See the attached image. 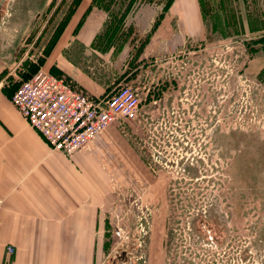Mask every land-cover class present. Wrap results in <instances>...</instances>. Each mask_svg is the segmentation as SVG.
<instances>
[{
	"label": "rangeland",
	"instance_id": "374dc122",
	"mask_svg": "<svg viewBox=\"0 0 264 264\" xmlns=\"http://www.w3.org/2000/svg\"><path fill=\"white\" fill-rule=\"evenodd\" d=\"M72 1L15 0L0 31L37 64ZM168 1L113 0L100 45L125 49L88 66L99 83L131 86L141 101L138 118L118 126L130 153L102 217L104 262L264 264V0H199L203 34L174 47L154 37L147 45L153 25L144 33L120 20V4L162 11Z\"/></svg>",
	"mask_w": 264,
	"mask_h": 264
},
{
	"label": "crops",
	"instance_id": "0c3cea01",
	"mask_svg": "<svg viewBox=\"0 0 264 264\" xmlns=\"http://www.w3.org/2000/svg\"><path fill=\"white\" fill-rule=\"evenodd\" d=\"M112 1L81 0L40 69L79 85L91 97L113 93L117 88L99 83L88 67L97 56L125 49L100 45L108 33L102 30ZM13 6L15 0H9L8 15ZM142 8L147 13L140 14ZM119 9L122 23L144 25V33L153 25L147 45L154 37L174 41V47L178 38L203 34L199 0H171L162 11L144 3L120 4ZM5 15L0 26L9 19ZM16 40L0 31V264H105L107 226L102 217L112 208L113 173L126 167L128 143L114 124L70 157L50 149L10 102L29 63L25 55L18 56ZM65 53L75 64L62 57Z\"/></svg>",
	"mask_w": 264,
	"mask_h": 264
},
{
	"label": "built area",
	"instance_id": "2783aa9c",
	"mask_svg": "<svg viewBox=\"0 0 264 264\" xmlns=\"http://www.w3.org/2000/svg\"><path fill=\"white\" fill-rule=\"evenodd\" d=\"M10 102L50 149L70 157L87 149L109 126L135 121L141 101L128 85L105 97H91L79 85L39 69L20 82Z\"/></svg>",
	"mask_w": 264,
	"mask_h": 264
},
{
	"label": "trees",
	"instance_id": "16d2710c",
	"mask_svg": "<svg viewBox=\"0 0 264 264\" xmlns=\"http://www.w3.org/2000/svg\"><path fill=\"white\" fill-rule=\"evenodd\" d=\"M80 1L81 0H73L72 1V6H73L72 7V10L69 11V14L66 17V19L63 21V23L60 25V27H57L56 31L54 32L53 39H52V44H51L50 48H48V51L46 52V54H49L50 51L52 50L53 46L55 45L56 41L58 40V38L60 37V35L64 31L66 25L68 24V21H69L70 17L73 15V13L76 10V8H77L78 4L80 3ZM170 1L171 0H169L164 5V7H163L162 10H165L166 9V7H167V5L169 4ZM42 65H43V61H40L37 64H34V63H26V66L24 65L25 66V70H24V72L21 73V81H24V80H27L28 78H30L33 74H35L40 69V67H42ZM49 73H51L53 75H56V76H59V75L55 74L54 72H49ZM20 82H18L16 84L19 85Z\"/></svg>",
	"mask_w": 264,
	"mask_h": 264
},
{
	"label": "water",
	"instance_id": "95a60500",
	"mask_svg": "<svg viewBox=\"0 0 264 264\" xmlns=\"http://www.w3.org/2000/svg\"><path fill=\"white\" fill-rule=\"evenodd\" d=\"M6 0H0V6L5 2Z\"/></svg>",
	"mask_w": 264,
	"mask_h": 264
}]
</instances>
